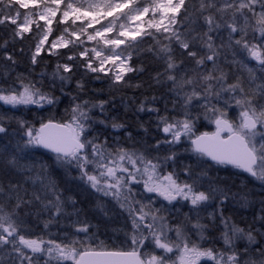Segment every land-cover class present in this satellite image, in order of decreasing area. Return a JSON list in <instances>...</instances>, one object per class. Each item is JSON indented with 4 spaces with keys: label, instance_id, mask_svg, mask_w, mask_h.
I'll return each instance as SVG.
<instances>
[{
    "label": "snow or ice",
    "instance_id": "6c2138e0",
    "mask_svg": "<svg viewBox=\"0 0 264 264\" xmlns=\"http://www.w3.org/2000/svg\"><path fill=\"white\" fill-rule=\"evenodd\" d=\"M191 3L190 9L189 0H0V24L10 21L16 25L14 39H26L25 34L33 31L31 25L36 26L33 39L37 42L31 56L33 65L39 63L42 51L60 56L63 54L57 49H69L68 62L57 63L53 73V86L58 78L61 92L64 83L72 79L74 67H83L85 74H97L94 76L97 80L103 78L99 75L103 73L113 86L126 84V74L134 71L128 63L131 49L140 47L143 38L150 36L158 46L157 56L166 65L154 79L161 83V78L166 77L171 82L168 91L174 94L173 110L179 106L183 113V119H170L167 114L158 116L165 139L158 140L155 149L159 150L162 144L169 145V154L163 160L175 162L178 157L172 146L187 138L190 151L198 157L183 168L184 174L193 178V182H181L175 170L161 174L159 157L152 158L144 152L124 148L109 150L106 141L97 143V137L90 139L93 123L106 124V120L95 121L89 113L92 108L105 113L108 103L105 100L74 103L70 121L55 123L49 119L41 122L38 129L23 118L0 112V134L6 137L9 122L15 120L26 137L22 147L18 142L11 151L6 160L9 167L18 166L17 151L43 147L55 154L57 164L77 168L79 179L95 192L112 197L120 209L128 213L132 225L125 239L131 251H98L86 247L84 240L67 239V234L65 240L59 242L51 238L45 240L42 236L32 237L28 232L27 217L36 203L50 213L49 220L44 222L45 229L64 214L65 201L56 184L45 183L42 179L45 194L36 193L31 198H27L26 190L20 194L19 184L11 185L7 190L0 185V252L8 253V264H176L169 255L174 252H179V264H200L201 260L208 264H264V200L260 201L261 208L253 224L241 227L224 215L223 206L229 200V190L214 187L213 183L203 191L197 190V181L206 176L207 171H202L199 176L194 173V169L203 168L211 161L216 165H232L264 184V0H198V3L191 0ZM29 5L43 10H28ZM20 9L28 11L21 13ZM21 15L23 23H18ZM193 16L202 18L207 25V30L194 38L190 32L179 28L184 20ZM39 20L44 21V25H40ZM54 21L55 25L64 26L59 29L60 35L45 49L54 32ZM221 28L228 31V43L225 45L222 41L218 46L211 33ZM195 40H199L203 54L192 50ZM88 42L91 47L87 46ZM174 45L184 50L179 61L173 54ZM224 47L233 50L232 63L246 68L247 77L236 76L233 82H228L229 73L219 63L220 49ZM244 53L248 60L256 62L255 66H249L244 59H235ZM185 55L194 62L191 68L185 67ZM3 59L16 63L14 55L8 52L4 53ZM73 61L77 63H70ZM84 86L83 79L76 81L78 90L83 91ZM42 89L43 84L18 76L7 86L0 84V104L13 109L33 105L42 109L60 100L53 92ZM77 98L74 96L73 100ZM156 99L152 97L153 102ZM194 107L201 109L204 118L215 125V132L195 134L199 113L196 117L191 115L190 110ZM138 110L145 111L144 101ZM232 110L237 112L235 118H230ZM147 111L159 114L160 109L149 107ZM111 127L119 130L124 125L113 121ZM9 151L6 145L0 157ZM45 171L42 165L41 173ZM141 184L145 193H155L177 212L176 203L188 202L190 207L183 220L173 223L164 215L170 211L167 205L156 208L151 199L148 204L136 199V189ZM5 191L9 193L7 201L3 199ZM213 201L218 204L213 205ZM68 202L75 206L72 197H68ZM209 206H213L212 212H207ZM97 207L105 211L101 204ZM90 227L82 221L75 231L87 235ZM215 229H219V237L210 236V231ZM217 240L222 242V247H215ZM205 242L210 246L204 247ZM240 242H243L242 248ZM149 245H154L151 254L144 251ZM0 264L5 262L0 261Z\"/></svg>",
    "mask_w": 264,
    "mask_h": 264
},
{
    "label": "trees",
    "instance_id": "16d2710c",
    "mask_svg": "<svg viewBox=\"0 0 264 264\" xmlns=\"http://www.w3.org/2000/svg\"><path fill=\"white\" fill-rule=\"evenodd\" d=\"M188 7L190 9L192 7L191 0H189ZM179 18L180 15L178 19ZM35 27L36 26L32 27V32L25 34L27 37L26 39L20 40L19 38H13L15 29L14 25L7 21L4 24H0V45H4L3 47H0V84L7 86L9 83L15 82L18 76L26 77L28 80L37 82L38 85L43 84V91L53 92L60 97V100L55 105H45L42 109L37 108L34 105L28 107L21 106L13 109L9 106L0 104V112H6L9 117H12L14 114L16 118H23L30 126L37 128L40 126L41 122H47L49 119L57 123H66L70 121L72 115L71 109L74 103H80L84 100H89L91 103L105 100L108 101L105 105V113L102 114L99 108H92L89 115L93 117L95 121L105 119L106 124L98 122L93 123L89 138L97 137V143H104L106 141L109 150L124 148L129 151H143L150 155L158 156L160 161L164 162L163 158L169 154L170 146L162 144L159 150L155 149L156 142L165 139V135L162 131L163 125L159 124L158 116L167 114L170 119L172 117L183 119V113L179 106L173 110L172 99L174 98V94L168 91L171 87V82L167 81L166 77L161 78V83H157L154 79L156 74L158 72H163L166 67L164 60L156 54L158 51L156 42L151 37H145L143 38L144 42L140 47L131 49L132 56L130 65L133 67L134 71L125 76V80L127 81L126 84L121 83L113 86L112 81L109 78L104 77V74H99L103 78L97 80L94 78L97 74H85L83 67H74L72 79L69 82L64 83V91L61 92V82L58 78L55 80V87L53 86V73L56 71L57 63L68 62L67 55L70 54L69 49L64 48L58 51L63 54L60 56L49 55L46 50L42 51L40 57H38L39 63L33 65L31 63V56L37 42L33 39ZM179 28L181 31L190 32L191 36L194 38L199 32L206 31L207 25L202 18L197 19L193 16L188 20H184ZM224 34L225 37L222 41L226 45L228 43V34L225 32ZM217 39L218 37L214 38L215 41ZM163 42L167 43V41ZM149 48H152L153 51H148ZM225 48L226 47H224V49ZM192 50L204 51L201 49L199 40H195L192 43ZM5 52L14 55L16 60L15 64L3 59ZM181 52H183V50L174 45L173 54L176 56L177 61L181 59ZM246 57L245 54H239L235 59L237 61L244 59L245 62H247L248 59ZM233 59L234 58H229L227 61L226 58L222 57L219 61L223 70L229 73L228 80L230 83L233 82L236 76L243 75L244 77H247V69L242 68L239 63H232ZM184 60L185 67L191 68L193 66L194 62L191 58H188L185 55ZM70 63L76 64L77 62L73 61ZM255 63L256 62H252L254 65ZM208 67H211V63L208 64ZM136 69L143 70L139 71ZM81 79H83L85 85L83 91L76 88V81ZM137 85H139V87H137ZM74 96L78 98L73 100ZM153 96L157 97L155 102L152 100ZM142 101L145 102V111L138 110ZM91 103L89 104L90 108ZM166 104L167 112H165ZM149 107L159 108V114L147 111V108ZM190 111L193 117H196L198 113L199 116L203 114L201 109L195 107ZM236 115V110L230 112V118H235ZM113 121L123 124L124 127L119 130H114L111 127ZM206 131H209L207 127L202 123H198L195 134L197 135L198 133ZM17 135L24 136V130L18 127L15 120H11L9 122L7 136L5 137L4 134L0 136L3 137L0 143H4L1 147L4 148L7 145L10 147V150L14 148L12 146H16L18 143ZM2 148H0V150H3ZM34 148H36V150L31 151L29 154L19 151L16 152V155L20 157L17 167H9L6 162V160L10 158L11 152L5 154L4 157H0V185H3L7 190L11 185L19 184L20 194L23 195L26 190L28 194L27 198H31L36 193H40L41 195L45 194V189L41 184V180L43 179L45 180V183L51 182L56 184L57 191L62 194L64 201L67 200L69 195L74 198L76 195L69 191V188L71 189L73 184L68 186L63 179L65 173H63L57 164H52L50 162L53 155L45 153L37 147ZM190 148V141L187 144L181 142L179 145L172 146V150L177 153L178 157L175 162H172L174 163V170L178 174V178L181 182H185V179L191 181L193 179L187 177L183 172V168L186 165L192 163V161H195L198 158L190 151ZM185 149H188V151H185ZM170 163L171 161L165 163L166 169L169 172L173 171L167 166V164ZM42 165L46 169L44 173H41ZM210 165L211 167L220 166L222 169L219 170L220 172L215 173V169L210 168ZM205 170L207 171L206 177L209 184L213 183V186L222 189L226 188L229 190L228 192H230V197L225 203L224 211L226 209L227 211H230L229 216L242 227L252 225L260 208L252 211V213H245L244 216L242 214L244 208H240L238 203L233 204V196L240 192L254 191L257 180L248 177L237 168L216 165L209 161L203 165V168L194 169V173L196 176H199L200 173ZM186 182L192 183L190 181ZM259 185L261 186V184ZM262 187L264 186H261V188ZM5 192L8 193L7 191ZM257 193L258 200H264V190ZM81 194H83V190L79 193L78 199L77 197L75 198L77 203L75 204L74 209L77 210V214L74 216V220L77 223L86 221L91 227L87 235L84 233H69L67 239H76V236L74 235H77V238L81 240L84 238H91L89 239V244H86V247L90 246L96 250H100L99 247L104 248L101 250H131L116 248L118 247L114 246L116 239H110L116 231H120L122 226L121 221L116 219V217L106 219L99 216V214L95 215L89 212L88 208L90 207L87 204V201L90 199L80 197ZM7 195H9V193ZM228 205L229 208H227ZM39 206H41L39 203L32 206V215L29 218L27 217V220L29 221V233L32 237L42 236L44 239H48L44 236L42 229L35 225L40 217V212H38L40 209ZM32 222L34 223L33 225H31ZM116 222L119 224L116 225ZM256 227L259 228L258 223L256 224ZM65 238L66 237L57 239ZM258 239L260 238L258 237ZM99 244L101 246H99Z\"/></svg>",
    "mask_w": 264,
    "mask_h": 264
},
{
    "label": "rangeland",
    "instance_id": "374dc122",
    "mask_svg": "<svg viewBox=\"0 0 264 264\" xmlns=\"http://www.w3.org/2000/svg\"><path fill=\"white\" fill-rule=\"evenodd\" d=\"M28 10L42 11L43 8L42 7L41 8H35V6L29 5V9ZM28 10L20 9V12L21 13H25ZM12 14L14 15V13H12ZM178 17H179V14H178ZM7 22L10 23V21H7ZM38 22H39L40 25H44V21L39 20ZM18 23H23V15H21L20 18L18 19ZM77 23H79V22H77ZM34 26L35 25H31V28L34 27ZM63 26L64 25H55V21H54V32L49 36V41L44 46L45 49L50 46V43H51V41L53 39H55L57 36L60 35L59 29L63 28ZM14 27L16 28V25H14ZM224 32L228 34V31L225 30L224 28H221V29H218V30H214L212 32L214 38L218 37V39L215 41V43L217 45L224 39V37H225ZM145 37H150V36H145ZM73 39H74V37H73ZM87 46L91 47V42H88ZM62 49H64V48H59L56 51H60ZM220 51H221V56L219 58V61H220V59L222 57L226 58L227 61H228L229 58H234L233 54H232V52H233L232 49H229V48L226 47L225 49L221 48ZM201 54H203V51H201ZM244 54L247 56L246 53H244ZM125 55H127V53ZM130 60L128 61L129 64H130ZM252 62H255V61L248 60L246 63L249 66H255L254 64H252ZM129 73H127V74H129ZM101 74H103V73H101ZM228 82H229V80H228ZM197 109H199V108H197ZM232 111H234V110H232ZM198 123H202L203 125H205L207 127V129L209 130V131H207L209 133H212L215 130L214 124L209 122V120L205 119L203 114L201 116H199L198 119H196L194 131L196 130ZM1 135L2 134H0V136ZM17 138H18L17 142H19V144L22 147L26 137L23 136V135L22 136L21 135H17ZM168 138H170V137H168ZM182 142L187 144L189 142V140L187 138H183ZM3 145H4V143H0V148H2L1 146H3ZM12 147H14V148H12L9 152H11L12 150H15V148H16V146H12ZM2 149H4V148H2ZM33 150H36V148L31 147V148L25 149L23 153L29 154ZM89 151H90V149H89ZM136 152L139 153V152H143V151H136ZM146 154L148 156L152 157V158L158 157L156 155H150L148 153H146ZM50 162L52 164H57L55 162V156H53V158L50 159ZM160 162L162 164V168L160 169L161 174L163 175V174L168 173L169 171L166 169L165 163L163 161H160ZM173 164L174 163L172 161H171L170 164H167V166H169L170 170H174ZM57 165H58V167L61 168L63 173H65V177L63 179L66 182V184L68 186L73 184L72 188L71 189L69 188V191L76 195L74 198L72 197L74 200H75L76 197L78 199L79 193L83 190V194H81L80 197H83L85 199H90V200L87 201V204L90 207V208H88L89 212H91V213H93L95 215L99 214V216H101L103 218H106V219H109L110 217H112V218L116 217V219L121 221L122 226H121L120 231H116V233H114L110 239L111 240L116 239V241H115L116 243L114 245V246H118L116 248L131 249L130 244L125 243L126 233L130 232L131 228H132L131 221H130V219L128 217V213L126 211H123L122 209H120L119 205L116 203V201L112 197L104 196L103 193H100V192H95L87 184H85L81 179H79L80 172H79V170L77 168H75V167L69 168L67 166H63V165H59V164H57ZM209 167L215 169V173L220 172L219 170L222 169V167H220V166L219 167L218 166H212L211 167V165H210ZM185 180L193 182V179H192V181L189 180V179H185ZM259 184H261V183H259V181H257L254 191L240 192L239 194H235L233 196V198H234V203L233 204H237L238 203L240 208H244V212H242V214L244 216H245V213H248V212L252 213V211H254V210L258 209V208H261V204H260V201L258 200L259 198L257 196V194H258L257 192H261V190H264V187L261 188V186H264V184H261V186ZM208 187H209V182H208L206 176H202L200 178V180L197 181V183H196L197 190L203 191V190L207 189ZM214 187H216V186H214ZM136 190H137L136 199L143 200V202L145 204H148L149 203V199H151L154 202V207H156V208H159L162 204L167 205V201H164L161 197L156 196L155 193H145L143 191V185L142 184L137 186ZM7 194L8 193L5 192L4 197H3V199L5 201H7V198H8ZM11 194H12L13 197L15 196V193H11ZM228 195L230 197V192H228ZM245 196L247 197V201L246 202H245ZM68 197H71V196L69 195ZM14 202L15 201L13 200V203ZM65 202L66 203L64 205V214L59 216L58 219L54 220L49 225L48 229L44 228V222L49 220L50 213L48 211L43 210L42 206H39L40 209H39L38 212H40V217L38 218V220L35 223V225L39 226V228L42 229V231L44 232V236L47 237L48 239L51 238V239H54V240H56L58 242L59 241H64L65 239H57V238L66 237V234L68 235L69 233H76L75 228L78 225V223L74 220V216L77 214V212H76L77 210H75L74 206L70 202H68V198H67V200ZM76 203H77V201H76ZM98 203L103 206V208L105 209L107 214H105V211H101L100 208L97 207ZM174 203H176V202H174ZM212 204L213 205L218 204V201H213ZM167 207L169 208L170 211L169 212H165L164 215L169 216L170 219L172 220V222L176 223L177 220H183L184 213L188 212L190 204H188V202H186V201H180L179 203H176V208L179 209V212H177L176 209H173L171 205H167ZM227 208H229V205H228ZM31 209H32V207H31ZM213 210H214L213 206H209L207 208V212H212ZM229 213H230V211H227V209L224 211V215L227 216V217H230ZM30 216H28V218ZM202 216L206 217L207 213H202ZM231 219L233 220L232 217H231ZM204 222H207V220L205 219ZM234 222L236 224H238L236 221H234ZM33 224L34 223L32 222L31 225H33ZM115 224L117 225L119 223L116 222ZM239 226H241V225H239ZM28 232H29V229H28ZM116 234H118V235H116ZM219 235H220L219 229H215V230H211L210 231V236L211 237H219ZM74 236H76V239H78L77 235H74ZM173 236H174V233H173ZM192 238H193V240L196 239V236H195L194 233L192 234ZM45 240H47V239H45ZM82 240L85 241V246H86V244L87 245L89 244V239L88 238H84ZM100 244H99V246H101ZM203 246L204 247H209L210 244L208 242H205L203 244ZM222 246H223L222 242L217 240L216 243H215V247L220 248ZM240 246H241V248L243 247V242H240ZM153 247H154V245H149L148 247H146L144 249V251L149 253V254H151V250H152ZM99 249L101 250V249H104V248L99 247ZM169 255H171V260L172 261H175L176 264H179V261H178L179 252H174L173 254H169ZM0 261H3V262H5V264H8V253L7 252H0ZM169 264H171V262H169ZM200 264H208V262L205 261V260H201Z\"/></svg>",
    "mask_w": 264,
    "mask_h": 264
},
{
    "label": "water",
    "instance_id": "95a60500",
    "mask_svg": "<svg viewBox=\"0 0 264 264\" xmlns=\"http://www.w3.org/2000/svg\"><path fill=\"white\" fill-rule=\"evenodd\" d=\"M55 123H57V122H55ZM40 126H38L37 127V129L39 128ZM214 127H215V125H214ZM215 130H216V128H215ZM215 130H214V132H215ZM201 134V133H200ZM200 134H198V135H200ZM226 135V134H225ZM40 150H42L43 152H46V153H49V154H53V155H55L54 153H52V152H50L49 150H47V149H45V148H43V147H38ZM209 162H211V161H209ZM211 163H213V162H211ZM214 164V163H213ZM224 166H227V167H233L232 165H224ZM233 168H235V167H233ZM240 170V169H239ZM242 173H244V174H246L247 176H249L247 173H245V172H243L242 170H240ZM250 177V176H249ZM98 251H103V250H98ZM107 251H111V250H107ZM113 251V250H112Z\"/></svg>",
    "mask_w": 264,
    "mask_h": 264
},
{
    "label": "bare ground",
    "instance_id": "6f19581e",
    "mask_svg": "<svg viewBox=\"0 0 264 264\" xmlns=\"http://www.w3.org/2000/svg\"><path fill=\"white\" fill-rule=\"evenodd\" d=\"M3 152V150H0V153H2Z\"/></svg>",
    "mask_w": 264,
    "mask_h": 264
},
{
    "label": "flooded vegetation",
    "instance_id": "af4514ba",
    "mask_svg": "<svg viewBox=\"0 0 264 264\" xmlns=\"http://www.w3.org/2000/svg\"><path fill=\"white\" fill-rule=\"evenodd\" d=\"M120 251V250H119ZM124 251H129V250H124Z\"/></svg>",
    "mask_w": 264,
    "mask_h": 264
}]
</instances>
